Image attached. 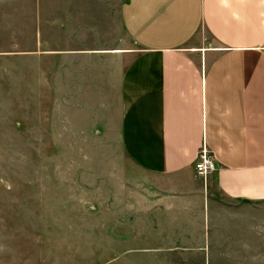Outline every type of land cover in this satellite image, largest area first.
Masks as SVG:
<instances>
[{
	"label": "crops",
	"instance_id": "0c3cea01",
	"mask_svg": "<svg viewBox=\"0 0 264 264\" xmlns=\"http://www.w3.org/2000/svg\"><path fill=\"white\" fill-rule=\"evenodd\" d=\"M20 6L13 33L33 44L18 53L25 80L89 112V128L115 136L146 184L139 239L114 264L249 257L264 205V0ZM203 145L216 161L205 182L193 168Z\"/></svg>",
	"mask_w": 264,
	"mask_h": 264
},
{
	"label": "rangeland",
	"instance_id": "374dc122",
	"mask_svg": "<svg viewBox=\"0 0 264 264\" xmlns=\"http://www.w3.org/2000/svg\"><path fill=\"white\" fill-rule=\"evenodd\" d=\"M22 1L0 0V264H114L139 239L146 184L89 112L25 80L18 53L33 44L13 33ZM260 208L238 264H264Z\"/></svg>",
	"mask_w": 264,
	"mask_h": 264
},
{
	"label": "built area",
	"instance_id": "2783aa9c",
	"mask_svg": "<svg viewBox=\"0 0 264 264\" xmlns=\"http://www.w3.org/2000/svg\"><path fill=\"white\" fill-rule=\"evenodd\" d=\"M193 168L196 176L201 178L204 182L208 175L216 169L214 155L205 147V145L198 150Z\"/></svg>",
	"mask_w": 264,
	"mask_h": 264
}]
</instances>
